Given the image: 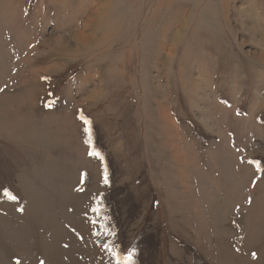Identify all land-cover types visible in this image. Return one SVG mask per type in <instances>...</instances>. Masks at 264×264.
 <instances>
[{"label":"rangeland","instance_id":"rangeland-1","mask_svg":"<svg viewBox=\"0 0 264 264\" xmlns=\"http://www.w3.org/2000/svg\"><path fill=\"white\" fill-rule=\"evenodd\" d=\"M41 262L264 264V0H0V264Z\"/></svg>","mask_w":264,"mask_h":264},{"label":"snow or ice","instance_id":"snow-or-ice-1","mask_svg":"<svg viewBox=\"0 0 264 264\" xmlns=\"http://www.w3.org/2000/svg\"><path fill=\"white\" fill-rule=\"evenodd\" d=\"M90 155H99V153H97V152H95V151H91L90 153H89ZM105 183H107V180L105 179V181H104ZM10 198H12V199H15V197H10ZM115 254V253H114ZM125 259L126 260H131V255L129 254L128 256H126L125 257ZM41 264H43V262H41Z\"/></svg>","mask_w":264,"mask_h":264},{"label":"trees","instance_id":"trees-1","mask_svg":"<svg viewBox=\"0 0 264 264\" xmlns=\"http://www.w3.org/2000/svg\"><path fill=\"white\" fill-rule=\"evenodd\" d=\"M96 209L97 208H95L93 211L96 213V220L99 221L98 218H97V212H96L97 210ZM92 219L97 223V221L94 218H92Z\"/></svg>","mask_w":264,"mask_h":264},{"label":"crops","instance_id":"crops-1","mask_svg":"<svg viewBox=\"0 0 264 264\" xmlns=\"http://www.w3.org/2000/svg\"><path fill=\"white\" fill-rule=\"evenodd\" d=\"M14 177V176H13Z\"/></svg>","mask_w":264,"mask_h":264}]
</instances>
